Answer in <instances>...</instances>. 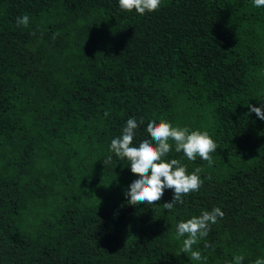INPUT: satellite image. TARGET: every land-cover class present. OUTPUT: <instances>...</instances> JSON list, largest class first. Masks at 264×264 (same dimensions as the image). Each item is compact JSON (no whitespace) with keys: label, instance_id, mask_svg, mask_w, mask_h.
<instances>
[{"label":"trees","instance_id":"16d2710c","mask_svg":"<svg viewBox=\"0 0 264 264\" xmlns=\"http://www.w3.org/2000/svg\"><path fill=\"white\" fill-rule=\"evenodd\" d=\"M261 103L264 6L253 0H161L144 15L118 0H0V264L264 259V120L248 110ZM129 118L144 121L133 146L160 120L217 143L209 166L169 141L165 159L202 169L183 204L163 207L171 189L127 202L138 177L109 148ZM214 207L223 218L193 245L207 259L192 261L176 225Z\"/></svg>","mask_w":264,"mask_h":264},{"label":"clouds","instance_id":"9594fccd","mask_svg":"<svg viewBox=\"0 0 264 264\" xmlns=\"http://www.w3.org/2000/svg\"><path fill=\"white\" fill-rule=\"evenodd\" d=\"M122 11L144 15L158 11L161 7V0H118ZM253 5L257 8L264 6V0H253ZM28 15L16 18L17 26L25 28L29 25ZM55 36H53V39ZM262 99V98H261ZM250 113L264 120V103L260 106L248 105ZM105 116L108 115L106 111ZM143 119L138 122L135 118H129L122 130V134L111 140L109 151L121 159L126 158L130 164V170L137 175L125 192L128 203L135 206L138 204H155L164 195L165 189L173 190V198L170 202L163 204L166 210H171L177 203L183 204L184 197L192 192L199 191L203 180L199 175L202 169L197 167L192 173H188L186 166L177 159H165L172 150L171 140L175 145L176 152L183 154L190 161H195L197 157L207 161L208 165L213 164L214 153L218 149L217 143L211 138L207 131L189 130L188 127H174L166 120L149 121L146 131L151 139H145L138 146H133L135 130ZM153 141L155 143H153ZM112 160L109 155L104 161V165ZM107 186V185H105ZM224 212L219 207H214L211 211H203L199 216H193L186 221L182 220L176 225V237H186L180 253L186 254L192 261L206 260L201 252L193 250L200 240L204 239L211 225L217 223L218 218H223ZM208 245L205 244V247ZM242 255L233 257L231 264H242ZM254 264H264V259L255 260Z\"/></svg>","mask_w":264,"mask_h":264}]
</instances>
